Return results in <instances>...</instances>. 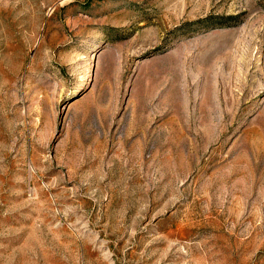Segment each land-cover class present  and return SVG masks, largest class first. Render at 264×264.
Returning <instances> with one entry per match:
<instances>
[{
    "label": "rangeland",
    "instance_id": "obj_1",
    "mask_svg": "<svg viewBox=\"0 0 264 264\" xmlns=\"http://www.w3.org/2000/svg\"><path fill=\"white\" fill-rule=\"evenodd\" d=\"M0 264H264V0H0Z\"/></svg>",
    "mask_w": 264,
    "mask_h": 264
}]
</instances>
